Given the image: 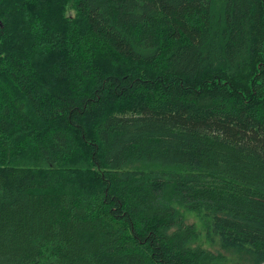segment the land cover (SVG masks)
<instances>
[{
  "label": "trees",
  "instance_id": "1",
  "mask_svg": "<svg viewBox=\"0 0 264 264\" xmlns=\"http://www.w3.org/2000/svg\"><path fill=\"white\" fill-rule=\"evenodd\" d=\"M178 207L264 263V0H0V264H212Z\"/></svg>",
  "mask_w": 264,
  "mask_h": 264
},
{
  "label": "rangeland",
  "instance_id": "2",
  "mask_svg": "<svg viewBox=\"0 0 264 264\" xmlns=\"http://www.w3.org/2000/svg\"><path fill=\"white\" fill-rule=\"evenodd\" d=\"M183 216V221L187 225H193L197 237L190 244L193 248H200L206 253L218 257L212 264H252L251 257L244 253H237L232 250H225L220 246L218 237L211 231L208 218L201 213L187 212L178 207ZM264 264V263H262Z\"/></svg>",
  "mask_w": 264,
  "mask_h": 264
}]
</instances>
